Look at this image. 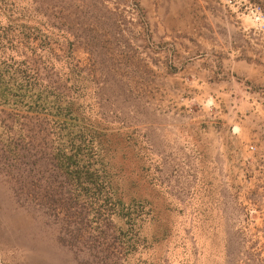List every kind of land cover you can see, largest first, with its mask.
Returning <instances> with one entry per match:
<instances>
[{"label": "rangeland", "instance_id": "rangeland-1", "mask_svg": "<svg viewBox=\"0 0 264 264\" xmlns=\"http://www.w3.org/2000/svg\"><path fill=\"white\" fill-rule=\"evenodd\" d=\"M0 264H264V0H0Z\"/></svg>", "mask_w": 264, "mask_h": 264}]
</instances>
